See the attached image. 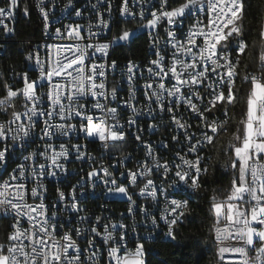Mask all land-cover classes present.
<instances>
[{"label":"snow or ice","instance_id":"1","mask_svg":"<svg viewBox=\"0 0 264 264\" xmlns=\"http://www.w3.org/2000/svg\"><path fill=\"white\" fill-rule=\"evenodd\" d=\"M137 3H142V0H137ZM20 4L21 0H8L7 7H0V25L5 33L14 35V29L4 24V20L12 18ZM168 4L169 0H161L159 11H152L151 18L142 24L152 30L149 33L153 39L152 47L157 49L156 59L147 69L149 81L143 86L144 95L148 100L147 115L155 118L157 110L171 114L170 122L183 130L187 151L176 152L180 163L173 162L171 166L167 161L160 163L151 145L145 146L147 156L155 168L164 169L165 180L169 173L174 172L170 186L177 197H182L187 189L195 191L203 187V178L208 174L214 154L226 157L222 167L231 171L232 177L222 199L215 194L211 197L209 232L212 247L208 250L214 253L216 264H264V15L255 21L253 0H177L176 6L171 8ZM36 7L47 28L49 5L45 0H38ZM65 7L71 8L72 0H67ZM23 11L28 15L27 5ZM250 13L252 21L249 20ZM75 14L80 16L81 12L75 11ZM121 15H136L129 10L128 0H124ZM139 16L143 22V9ZM185 21L189 22L186 33L180 31ZM162 25H166L164 43L170 59L164 49L158 48L159 36L153 35ZM100 26L111 31L107 21L101 19ZM89 32L92 37L100 35L91 32V25ZM253 33L254 42L249 43ZM66 34L68 38L83 39L79 24L67 26ZM56 35L63 38L64 34L56 29ZM132 36L133 32L125 29L113 34L108 43L57 47L55 58H50L46 66L38 56L34 58L30 54L26 59H35L40 68L39 76L30 79L27 72L23 73L22 88L4 83L0 92V113L7 118L0 121V141H11L12 150L17 146L23 147L42 118L44 127L40 130V139L46 143L43 152L25 156L26 161L33 162L30 167L18 165L9 180L0 184V218H11V231L0 240V264H99L100 249L96 248L95 237H100L103 244L109 246L110 264H146L143 243H137L134 250L128 249L124 243L126 232L118 231L126 228L124 223H112L110 227L105 224L103 233L97 227H91L93 235L92 238L86 237L87 248H81L71 232L59 233L55 223L57 214L53 212L49 216L43 195L46 189L40 182L45 176H56V169L63 170L61 160H67L70 155L64 143L60 144L58 152L47 143L53 137L83 134L86 141L98 142L106 151L118 150L122 147L121 142L126 141L127 130L120 122V108L111 106L118 100V88L113 86L109 89L107 85V68L115 69L116 62L97 64L93 57L95 52L107 55L111 45L127 44ZM90 49L94 51L90 52ZM133 69L129 62L127 79L130 88L124 107L133 113V117L127 120L130 126L137 124L135 116L144 114L131 103L135 99V89L131 87L135 77ZM238 81L240 88H237ZM245 86L248 88L246 97ZM238 97L243 99L244 108L241 118L235 122L230 109L240 103ZM88 98L94 101L91 110L87 106ZM18 101L23 102L25 111L16 110ZM181 108L197 122V132H190L193 124L183 115L175 114ZM57 118L60 123L53 122ZM76 118H79L78 123H72ZM155 127V124L149 125V128ZM225 137L226 140L223 139ZM135 139L142 141L138 134ZM172 139L179 141L177 136ZM82 147L86 145L77 143L71 146L77 153V159L87 155ZM10 155L5 144L0 149V165L7 166ZM40 157H44L46 162L37 163ZM102 171L104 177L111 176L107 168ZM145 172H153L147 159L139 172H128V182L137 184ZM87 175L89 178L97 177L98 172L92 170ZM30 177L36 184L30 189V196L38 203H28L27 181ZM104 183L115 186L108 189L110 193L122 194L135 204L124 184H118L114 178L104 180ZM158 191L163 192L164 189H158L152 179H146L140 195L156 199ZM165 194L166 197L171 195ZM64 199V193L60 192L59 200ZM189 201L190 196L167 200L165 211L168 216L161 219L168 226L165 235L173 241L177 239V227L186 219ZM65 208L72 212L81 211L76 203L70 207L65 205ZM141 211L147 216V209L142 208ZM128 212L132 214L131 207ZM80 219L88 221L86 216ZM25 222L27 227H24ZM100 222L101 218L97 217L96 223ZM152 223H157L154 216ZM74 231L76 236H80L84 230L76 228Z\"/></svg>","mask_w":264,"mask_h":264},{"label":"built area","instance_id":"2","mask_svg":"<svg viewBox=\"0 0 264 264\" xmlns=\"http://www.w3.org/2000/svg\"><path fill=\"white\" fill-rule=\"evenodd\" d=\"M177 0H169L168 7L176 6ZM8 0H0V7H7ZM38 0H21L20 7L16 9V14L10 18L5 19L4 24H7L10 29H14V35L5 33L3 26L0 25V83H8L14 88H22L23 83L21 79V85H14V74H21L27 72L30 79H36L39 76L40 68L35 63V59H26V64H23L22 71H14V65L11 63V57L8 54L7 39H15L18 24L21 19L32 18L38 27L37 37L34 39L24 38L19 40L20 47L25 51L26 57L30 54L35 58L39 57L41 63L46 66L47 61L56 56L57 47H63L68 44H79L81 47L86 46L88 43L103 44L108 43L113 34H117L119 25L121 23H132L136 25L133 29H128L133 32L135 37L138 33H145L147 36V57L144 61H132V60H119L112 58V51L115 47H121L126 49L130 46L131 40L127 44L116 45L113 44L107 50V55H103L99 52L94 53V61L99 63H105L110 65L114 60L117 67L112 69L107 68L106 77L107 85L110 89L113 86L118 88V100L113 102L111 106H118L120 108V115L122 119L120 122L124 124L127 130V139L125 142H121L122 147L118 150H104L98 142L91 143L86 141L83 134H70L69 136H56L51 141H47L53 145L55 150L60 151V144L64 143L70 150V155L67 160H61L64 165V169H56V176H45L40 181L46 190H43L44 202L48 206L49 216L53 212L57 214L55 223L58 225V232H71L73 237L77 240L81 248H87L86 237L92 238L90 229L95 226L103 233V225L107 224L109 227L112 223L126 225L125 229L118 230L126 232L124 243L127 244L128 249L134 250L137 243H143L145 245L146 253L145 257L150 252V244L155 241L170 240L165 233L167 231V224L161 217L168 216V212L165 211L167 206V200L172 198L166 197V189H173L170 184L174 178V172L168 174V179H164V169L155 168L152 164V159L147 156L146 145H151L154 156L159 159L163 164L165 161L171 164L173 162L180 163L179 158L176 156V152L187 151V143L183 138V130L178 129L174 124L170 122L171 114L159 113L155 118L147 115L148 100L144 93L143 87L146 82L149 81V74L147 69L152 67L151 61L156 59L157 49L152 47L153 39L149 35L152 32L151 29L144 28L143 23H146L147 19L151 18L152 11H159L161 0H142V3H137V0H128V8L131 12L136 13L135 16L121 15V11L124 7V0H72V7L66 8L67 0H45V3L49 5V20L48 26L45 28V21L36 7ZM55 4V7H52ZM28 6V15L24 14V6ZM143 9L145 20L142 22L139 13ZM75 11H80L81 15L77 16ZM107 21L111 27V31L108 29H102L100 21ZM194 19V17H193ZM188 21H185L181 26V32H187ZM81 25V35L83 39L77 40L74 37H67V26ZM91 25V32L100 33V35L92 37L90 36L89 26ZM118 25V27H117ZM162 25L158 27L153 35L159 36L160 44L159 49H164V53H168L167 58L170 59V52L165 46L166 33ZM56 29H60L64 34L63 38L57 37ZM179 34V33H178ZM51 46V47H48ZM93 52L94 50H89ZM162 53V54H164ZM131 62L134 66L135 77L131 87L135 89V99L131 101L135 105L136 109L143 110L144 114L135 116L137 120L136 125H128L127 120L133 117V113L130 108L124 107V101L128 100L129 88L127 67ZM3 91V86L1 87ZM41 91H47L42 89ZM92 103L91 98L87 100V106L91 110ZM155 107V104H153ZM16 110L19 112L25 111L23 102L18 101ZM94 111V110H93ZM99 115L98 112L95 113ZM177 116L183 115L188 122L193 124V127L189 129L190 132H197L196 121L190 118L183 110L177 109ZM7 117L4 113H0V121L5 120ZM78 119H73L72 123H78ZM54 123H60L56 120ZM150 124H155V128H149ZM44 127L43 119L38 121L37 127L34 133L24 142V146H17L13 149L11 141H0V149L5 144L8 145L11 155L8 162H11V170L9 174H3V182L9 180V177L17 169L18 165H12V158H20V164H24L26 167H30L32 161H26L25 156L34 152H43L45 150V140H41V129ZM140 129V131H138ZM140 135L142 141H137L135 135ZM199 134V133H197ZM173 136L179 137V141L172 139ZM79 143L82 146V151L87 153L83 159H77V153L71 148L73 144ZM163 145H167L164 147ZM51 155V150H49ZM191 158V157H190ZM148 160L149 164L153 167L152 173L145 172L144 176L140 177L137 184L133 185L128 182V172H139L141 164ZM37 163H45L44 157H40ZM103 168H107L111 173L110 177H104ZM92 170L98 172L97 177L89 178L88 173ZM123 173V175H121ZM0 174H2V165H0ZM114 178L118 184H124L131 195L135 204H132L128 200V203H112V196H124L122 194L110 193L109 188L115 186L105 184L104 180H110ZM146 179H152L158 189H164L163 192L158 191L157 198L153 199L149 196L140 195V188L144 186ZM2 182V183H3ZM29 195L27 197L28 203H38V200H34L30 196V189L35 187V181L29 178L27 181ZM75 189V201L73 200V190ZM63 192L65 199L59 200V193ZM84 195L96 196V203L84 202ZM76 203L79 212H72L65 208V205L69 207L71 204ZM132 208V214L129 215L128 209ZM147 209V216L141 209ZM88 217L87 222H82L80 217ZM156 217V225L152 223V217ZM100 217V224L96 223V218ZM171 218V217H169ZM9 222V228L7 232L11 231V218H5ZM24 227H27V223H24ZM80 228L83 234L80 236L75 235V229ZM96 248L100 249L98 253L99 264H110L107 255L108 245L103 244L100 237H95ZM95 250V249H93ZM87 255V253H86Z\"/></svg>","mask_w":264,"mask_h":264},{"label":"trees","instance_id":"3","mask_svg":"<svg viewBox=\"0 0 264 264\" xmlns=\"http://www.w3.org/2000/svg\"><path fill=\"white\" fill-rule=\"evenodd\" d=\"M253 13H255V21H259L264 15V0H253ZM249 20H253L252 13L249 14ZM136 25L132 23H121L117 34L125 29H133ZM38 27L32 18L21 19L18 24L15 39L7 40L8 54L11 57V63L14 65V71H22L25 64V51L20 47L19 40L24 38L34 39L37 37ZM255 33L249 37V43L254 42ZM147 36L145 33H138L131 39L130 46L126 49L115 47L112 51V58L119 60L144 61L147 57ZM244 63H250L243 60ZM256 69L253 67L252 69ZM243 72V68H241ZM14 74V85L16 76ZM0 83V92L2 87ZM240 82H237V88H240ZM245 97L248 91L247 86L243 89ZM240 99L234 109H230V116L234 117V121L238 122L241 118V111L244 108V101ZM235 127V123L233 124ZM226 140L227 138H223ZM222 154L213 155L212 163L209 164L208 174L203 179L205 181L203 187L199 190H189L184 193L181 198H188V212L183 224L176 229L177 239L155 241L150 244V252L145 257L146 264H215L214 253L208 249L212 247V238L209 232L212 223V214L210 211L211 197L215 194L218 199H222L228 189L232 173L225 170L222 165L224 163ZM9 222L5 218H0V240H3L7 234Z\"/></svg>","mask_w":264,"mask_h":264},{"label":"bare ground","instance_id":"4","mask_svg":"<svg viewBox=\"0 0 264 264\" xmlns=\"http://www.w3.org/2000/svg\"><path fill=\"white\" fill-rule=\"evenodd\" d=\"M25 64H26V56H25ZM16 83L18 85H21V74H18L16 76ZM12 165H20V158H12ZM9 170H11V162H8L7 166L2 165V174H0V184H2L3 182V174H9ZM189 190L190 189H187L184 193H188L187 191ZM166 193L171 194V195H167L168 198H181L175 196L173 189H166ZM84 202L96 203V196L84 195ZM112 203H128V198L126 196H112Z\"/></svg>","mask_w":264,"mask_h":264}]
</instances>
